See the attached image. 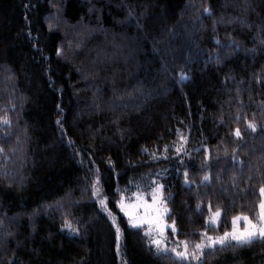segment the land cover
<instances>
[{"label":"trees","instance_id":"1","mask_svg":"<svg viewBox=\"0 0 264 264\" xmlns=\"http://www.w3.org/2000/svg\"><path fill=\"white\" fill-rule=\"evenodd\" d=\"M156 185L189 245L255 219L264 0H0V264H264L155 250L118 203Z\"/></svg>","mask_w":264,"mask_h":264},{"label":"rangeland","instance_id":"2","mask_svg":"<svg viewBox=\"0 0 264 264\" xmlns=\"http://www.w3.org/2000/svg\"><path fill=\"white\" fill-rule=\"evenodd\" d=\"M204 182H206V181H204ZM186 185H188V183ZM156 187H157V185L154 186L153 189ZM153 189L152 190L149 189L145 192H142L138 188L137 189L138 191L135 193H132L130 195L124 194L118 203V209L122 212V214L127 219L129 226H131L129 223V217L126 216L124 214V211L121 210V205L124 206L126 211L132 213L135 217L144 221L139 227H143L145 233L146 232L149 233L146 236L148 238L149 243L155 248V250H157L159 252L169 253V254L173 255L178 260H182V261H185L188 263H197L200 260L203 252H205L206 250L212 249L216 246H221L219 244H216L212 247H209L208 246L209 242L207 241L208 236L204 235L201 239V241H204V245H205L203 247L202 251L196 250L195 246L188 244L189 248H188L187 257L177 256V254H176L177 252H181V253L184 252V244L182 243L184 241H180L177 239L176 231H175V233L173 232V228H172L173 224H169L165 221V217H166L167 213L162 212V208L166 207L165 201L163 200V198H162L163 204L162 205L157 204L155 206V208H149L148 214L146 215L145 206L146 205H152V191H153ZM161 195H162V190H161ZM260 196H261V198H260V202L258 204L256 217L254 220L249 219L253 223H259L260 222L261 210H260L259 206L261 203H264V196L261 195V192H260ZM156 208L161 209V212L159 214L157 213ZM215 212H212L208 215V217L206 219V225L207 226L216 227L219 224L221 215L217 218L216 223H211L210 218L213 216V214ZM220 213H221V211H220ZM236 217H242V216H236ZM245 226L246 225H245L244 220L241 219V220L237 221L235 228L237 231L242 232L244 230ZM233 230H234V225H233V219H232L231 229L227 233L231 234L233 232ZM221 236H223V235H221ZM215 237H218V236H215ZM153 240H159L160 241L159 250H158V246L156 244L152 243ZM228 243H236V242L232 241L230 236H229L227 244ZM173 249H175V251H173ZM194 252L197 254L198 258H195V259L193 258L192 254Z\"/></svg>","mask_w":264,"mask_h":264},{"label":"snow or ice","instance_id":"3","mask_svg":"<svg viewBox=\"0 0 264 264\" xmlns=\"http://www.w3.org/2000/svg\"><path fill=\"white\" fill-rule=\"evenodd\" d=\"M205 11H207V9H205ZM57 55H60V50H57ZM249 128H251L253 131L256 130V126L254 123H249ZM236 135L239 137L240 132L239 130L236 131ZM185 176L187 177V173L185 174ZM208 177L205 176L204 177V181H207ZM98 183V181H97ZM185 183L187 184L188 181L187 179L185 180ZM162 185H157L156 188L153 189L152 191V205H146L145 206V211H146V215L148 214V209L149 208H155V206L157 204H163V200H162V195H161V189H162ZM94 191H93V195L96 196L98 195V190L96 189V186H93ZM261 195L264 196V187H262L260 189ZM101 204H103V201H100ZM199 207V205H198ZM260 222L259 223H253L252 221L249 220V218L247 216H242V217H234L233 218V225H234V230L233 232L227 233L225 232L223 236H218V237H211L208 236L207 237V241L209 242L208 246L212 247L216 244H219L221 246H226L227 242H228V238L230 236L232 241L236 242V246H244V245H251L252 243H254L256 240H259L261 242H264V203L260 204ZM121 210L124 211V214L126 216L129 217V223L131 225V227L133 228H137L139 227L144 221L140 220L139 218L135 217L132 213L128 212L125 210L124 206L121 205ZM157 213L159 214L161 212L160 208H156ZM168 209L166 207L162 208V212L163 213H167ZM221 215L220 210H217L213 216L210 218L211 219V223H216L217 222V218ZM244 220L245 222V228L242 232L237 231L235 228V225L237 223V221L239 220ZM65 225L68 226L70 228V230L72 231H76L75 229H71V225L69 224V222L66 220L65 221ZM173 228V232L175 233L176 229H175V222H173L172 225ZM78 234V232H77ZM149 233H145V235H148ZM206 235V233H202V236ZM119 240H120V229L117 228V247L119 248ZM153 244H156L158 246V250H159V245H160V241L159 240H153L152 241ZM184 244V252H177V256H184L187 257L188 255V242H182ZM204 241H201L200 243H197L195 245L196 250H201L204 247ZM173 251H175V249H173ZM193 258H198L197 254L194 252L192 254Z\"/></svg>","mask_w":264,"mask_h":264}]
</instances>
